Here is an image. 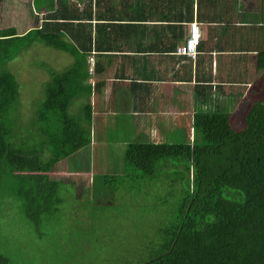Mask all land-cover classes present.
<instances>
[{"label":"crops","instance_id":"0c3cea01","mask_svg":"<svg viewBox=\"0 0 264 264\" xmlns=\"http://www.w3.org/2000/svg\"><path fill=\"white\" fill-rule=\"evenodd\" d=\"M261 4L255 12L253 0H53L39 10V1L30 0L33 23L39 25L17 36L48 21L40 43L49 54L24 75L26 85L46 82L43 103L27 119L19 83L7 65L36 42L11 48L0 37V96L22 135L20 147L32 153L19 155L18 167L42 174L38 162L47 163L50 177L76 157L73 166L79 162L92 185L93 173L126 171L120 158L131 143L161 144L168 133L192 141L195 108L216 93L233 98L231 122L243 123L252 96L253 102L262 96L257 56L264 46V16L258 17L264 0ZM193 23L200 31L195 59L178 54ZM178 121L184 125L176 127Z\"/></svg>","mask_w":264,"mask_h":264},{"label":"trees","instance_id":"16d2710c","mask_svg":"<svg viewBox=\"0 0 264 264\" xmlns=\"http://www.w3.org/2000/svg\"><path fill=\"white\" fill-rule=\"evenodd\" d=\"M48 25L47 21L42 29L30 31L22 38L17 36L14 27H8L0 29V37L7 38L6 44L11 48L19 46L20 41L28 46L32 41L42 42ZM260 45L257 71L264 74V46ZM60 46L73 51L64 41ZM260 77L261 99L251 104L239 126L231 122L228 100L233 98L216 93L217 96L206 102L212 100V106H204L205 98L195 108L192 141L182 136L175 144L167 141L127 146L120 160L133 167L135 173L141 172L142 176L152 179L164 173L165 178V174L176 168L175 181L179 185L184 181V186L170 190L182 195L174 214L166 211L160 229L145 228L142 240L138 239L130 247L117 248L116 254L110 256L113 264H264V75ZM9 112L0 96V194L16 190L23 201L25 216L36 222V227L43 226L41 222L45 218L53 219L58 213L64 202L66 184L51 180L45 173H15V163L10 164L9 155L15 161L19 153L14 154L16 145L11 141L17 136V130L9 119ZM21 155L32 153L21 151ZM6 172L14 176L7 177ZM14 177L17 184L10 188L4 178L13 180ZM109 178L106 174H93V195L73 194L76 213L85 208V220H76V225H81L83 230H92L90 209L95 214L96 207H88L90 200L98 197H94L98 191L96 183L101 186ZM164 178L157 180L164 184ZM131 199L128 198V206ZM100 211L104 213L107 209L101 207ZM121 215L133 219L132 214ZM0 264L15 262L0 251Z\"/></svg>","mask_w":264,"mask_h":264},{"label":"rangeland","instance_id":"374dc122","mask_svg":"<svg viewBox=\"0 0 264 264\" xmlns=\"http://www.w3.org/2000/svg\"><path fill=\"white\" fill-rule=\"evenodd\" d=\"M25 1H28L27 5ZM38 1L40 10L42 2L46 3L51 0ZM253 1L255 2L253 7L258 9L254 11L260 12L262 0ZM33 15L35 16L30 11V0H0V29L15 27L19 31L30 25L38 26L39 20L37 23H33L35 21ZM262 15L264 16V10L258 17ZM20 46H23L22 41L17 47ZM46 54L49 53L43 50L42 44L36 42L32 47H25L16 60L7 65V69L14 72L19 83L20 102L23 105V114L26 119L34 115L43 103L45 97L43 87L46 82L34 81L26 85L24 75L35 71V68L44 64ZM250 79L254 83L257 81L254 77H250ZM252 95H256V93L252 91ZM253 99L254 96H252L250 104L253 103ZM208 104L211 103H205L204 106ZM234 124L239 126L235 121ZM182 125L184 124L178 121L176 127ZM25 128L24 133L27 130V127ZM182 129L185 131L184 128ZM166 136L165 143L168 141L169 144L177 143L182 137L176 133H168ZM21 137L22 135H17L11 138V141L17 146L14 148V154L19 152L16 160L14 161L13 155H9L10 164L13 166L15 163L16 171L19 174L27 173L25 167H18L21 151L31 152L30 147H26V145L20 147ZM81 158L84 159L85 156H81ZM88 158L86 156L84 162L87 163ZM67 161L71 163V166L68 163H63L58 171L50 174L51 180L64 182L66 189H64V202L55 218H45L41 222L44 224L43 226L36 227V222L34 223L33 220L31 221L25 216L22 208L23 201L16 195V190H6L0 194V251L12 259L15 264H113L110 256L116 254L117 248L130 247L138 239L142 240L146 233L145 228H152L154 231L160 229L163 226L161 223L165 220V212L170 211L171 214H174L176 206L179 204L178 200L182 198L181 194L170 191L173 188L181 189L184 186V181H181L180 185L175 181L176 172L174 173V171L176 168L165 174V178L163 173L154 176V179L142 176L141 172L135 173L134 168L127 164H125L127 172L98 173V175L106 174L110 178L109 182H102L101 186L96 183L98 191L94 197H98L91 199L88 207L90 209L95 206L96 212L92 214L93 208L90 209L89 221L92 230L86 231L81 225H76V220L84 219L83 216L86 214L83 212L85 208L80 210L82 212L76 213L73 194L76 192L75 194L80 197L91 195L93 178H91V185L88 181L90 180L88 173L83 175L84 167L80 166L79 162L78 165L73 166V163H76V157H70ZM48 166L47 163L42 165L41 162H38L39 171L43 173H49L47 172ZM72 167L76 169V172L70 174L69 170ZM129 169L131 170L129 171ZM5 174L7 177L14 176V173L11 172ZM157 178H164V184L160 183ZM4 179L6 180L4 183L10 188L17 184V181H14L15 177L13 180ZM163 185L165 186L161 189L160 187ZM130 197H132L131 206H128ZM101 207H105L107 212L100 211ZM119 213L132 214L133 219H128ZM92 224L95 227H92Z\"/></svg>","mask_w":264,"mask_h":264},{"label":"built area","instance_id":"2783aa9c","mask_svg":"<svg viewBox=\"0 0 264 264\" xmlns=\"http://www.w3.org/2000/svg\"><path fill=\"white\" fill-rule=\"evenodd\" d=\"M200 42V31L196 23L191 25L190 37L187 39L186 44L178 49V54L190 56L195 58L197 56V47ZM90 66L92 67L94 60L93 56L89 58ZM90 70H92L90 68Z\"/></svg>","mask_w":264,"mask_h":264}]
</instances>
